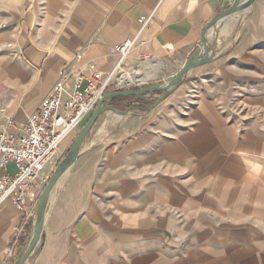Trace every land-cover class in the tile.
<instances>
[{
	"label": "crops",
	"instance_id": "crops-1",
	"mask_svg": "<svg viewBox=\"0 0 264 264\" xmlns=\"http://www.w3.org/2000/svg\"><path fill=\"white\" fill-rule=\"evenodd\" d=\"M35 1L0 0V130L9 133L26 124L65 71H73L66 83L69 88L76 75L83 85L88 80H105L118 60L111 50L133 40L141 18L150 14L152 19L140 36L142 43L125 62L130 74L120 77L124 84L120 78L119 82L126 86L136 81H166L201 46L206 25L235 0H46L45 15L32 8ZM208 38H215V58L189 72L181 86L153 110L127 116L106 111L99 116L75 163L52 190L44 246L26 264H99L95 256L102 250L111 252L114 238L122 234L118 224L113 225L117 221L125 233L138 230V236L150 230L147 234H151L143 236L150 239L143 240L163 243L164 235L170 233L161 229L180 231L174 219L150 221L146 206L153 202L196 213L185 228L198 236L197 244L192 238L188 241V264H229L224 254L233 249L260 264L264 256V164L257 159L264 160V119L240 134L206 97L193 112L194 128L185 129L179 117L170 115L175 111L172 97L191 77L213 70L211 81L223 77L231 82L238 76L236 66L255 62L257 47L264 43V0H254L247 10L227 18L208 32ZM151 94L157 95H145ZM144 97L117 98L109 104L124 110ZM258 102L264 118V101ZM9 172H15L14 165ZM183 172L188 177L181 178ZM181 179L190 183L187 196L180 192ZM135 208L141 214L135 218L138 224L132 220ZM33 210L37 206L28 199L26 211ZM107 216L113 222L109 227L104 224ZM24 218L10 202L0 206V264L14 263L6 249ZM249 219L252 223H245ZM34 223L35 218H30L19 240L20 251L22 245L28 246ZM105 231L113 236L109 244L101 235ZM229 240L245 244L228 247ZM221 243L223 247L215 245ZM154 246L155 251L149 252L147 246L144 254L136 252L139 246L133 247L134 260L147 263L154 256L160 262L155 264H166L164 249ZM166 246L170 252L178 247L174 242Z\"/></svg>",
	"mask_w": 264,
	"mask_h": 264
},
{
	"label": "rangeland",
	"instance_id": "rangeland-1",
	"mask_svg": "<svg viewBox=\"0 0 264 264\" xmlns=\"http://www.w3.org/2000/svg\"><path fill=\"white\" fill-rule=\"evenodd\" d=\"M11 1V0H10ZM71 0H69L70 2ZM32 8H39L42 13L45 15L46 8H47V1L46 0H37L35 1L34 4H32ZM40 20L38 19V22ZM256 51V59L254 63H240L238 66L235 67V69H238L236 72L238 74L237 77L231 79V82H228L225 80V78H216L212 79V73L213 70H209L206 73H200L196 74L194 77H191L186 86L180 91V93L174 95L172 97V107L175 110L173 114L170 115L171 118H177L179 117L181 120V123H183V126L185 129H192L196 125L194 121V115L193 112L196 109L199 101H201L203 98L206 97L207 100L213 101L214 106H216L217 111L221 116H223L227 121L228 125L231 124L236 129L237 131L242 134L245 133L248 129L252 127V124L254 125L255 123H262L263 122V111L261 107L258 105V101H264V43L259 45L257 47ZM232 72V71H231ZM234 73V72H232ZM209 76V77H205ZM199 77V78H198ZM196 78V79H194ZM136 85H127L123 86L120 90H128V89H139L144 87L145 85H148L150 83H144L142 81H136ZM116 82L114 86H116ZM134 84V83H133ZM154 94V93H153ZM151 94L150 96L143 95L145 96L141 101L136 103V106H146V105H151L153 102H155L157 99H159L162 95L159 92L155 93L157 94L156 96L160 95L159 98H156ZM142 96V97H143ZM213 99V100H212ZM132 106V105H130ZM129 106V107H130ZM128 107V108H129ZM127 108V109H128ZM124 110H119V111H126L127 109L123 108ZM92 114V113H91ZM90 117V116H89ZM88 117V118H89ZM87 118V119H88ZM106 118V117H105ZM108 118V117H107ZM111 118L113 119V115H111ZM86 119V121H87ZM115 119V118H114ZM85 121V122H86ZM171 121V120H170ZM84 122V123H85ZM83 123V125H84ZM82 125V126H83ZM81 126V128H82ZM80 128V129H81ZM254 126L252 127V129ZM77 136V135H76ZM76 136L73 137H68L67 142L69 141V144H64V156L67 154L70 146L74 142ZM260 163L264 164V160L262 158L257 159ZM181 178H186L188 177V174L186 172L181 173ZM182 180V179H181ZM180 192H183L184 194H187L191 191L188 189L190 187V183H188L186 180L181 181L180 185ZM171 203H164V205L157 204L156 202L149 203L148 208L149 214H146L147 217L152 221V223L156 224L159 218L161 222L164 221H169V220H175L177 227L179 228V231H171L168 228H163L162 232H169L170 236L165 237V241L161 243V240L159 243L151 242L148 241L150 237H143L147 236V230L145 234H140L136 236L135 233H139L138 230L133 231V232H128L125 233L124 228H121L119 226L120 222H110L111 218L107 216V221H104L105 226L109 227L111 223L113 225L118 224L116 227L117 229H120L122 231L121 235H117L114 240L116 243H111V245H115V248L112 249L111 252L105 251L102 252L98 255L95 256V259L100 262L99 264H155L160 263L157 260H155V257L149 256L147 258V263L139 260H134L135 257H133L134 252L132 251L133 247H138L136 252L138 254H144L146 253L145 251L147 250L146 247L148 246L149 252H153L156 250V246L163 248L165 255H167V258L165 259L166 264H188L190 262V255H188V248H189V239H193V243L197 244L196 239L198 236L196 234H190L189 231H186L185 228H189L191 225V217L195 216L196 213L193 212V214H189L190 211H186L185 208L182 206L178 208H174L171 206ZM136 208L139 207L138 205H134ZM136 208L134 209V214L132 215V220L134 219V223L138 224L140 223L135 222L136 217H141V214H136L137 210ZM112 211V210H111ZM121 215V214H119ZM121 217H125L122 216ZM139 217V218H140ZM124 219V218H122ZM169 219V220H167ZM130 222V221H127ZM251 222L252 220L245 221V223ZM111 232L110 228H106ZM106 230V231H107ZM105 231V232H106ZM112 233V232H111ZM125 233V234H124ZM156 232H154L155 234ZM179 234V235H178ZM182 234H184V237H180ZM104 235L103 238L107 239V243L109 244L108 240H112L113 236H108V232L101 234ZM264 235V234H263ZM142 236L141 239H138V237ZM101 238V239H103ZM144 238H148L147 240H143ZM241 239L246 238L245 235L240 236ZM209 239V238H208ZM104 240V239H103ZM135 243H133V241ZM176 244L177 250L175 252H170V249L166 246L168 242ZM211 241H213L211 239ZM261 241H264V236H261ZM204 243H209L208 240L203 241ZM201 242L200 244L202 245ZM216 243V241H213ZM228 247L234 246L237 243L239 245H244L245 242H237L234 240H229L227 241ZM161 244L163 245L161 247ZM181 244V245H180ZM220 247H223V244H215ZM25 248V247H24ZM92 247H87L86 249H91ZM261 249H264V243L261 245ZM234 250V249H233ZM232 250V251H233ZM23 251V250H22ZM229 252L224 254V259L229 260V264H256V261L253 260V258H247L244 257L243 255H237V253L234 252ZM22 253V252H21ZM169 253V254H168ZM111 257H110V256ZM188 255V256H187ZM173 256H180L182 260H186L183 262L182 260H177ZM230 256V258L228 257ZM99 257V258H98ZM86 260V255L84 256ZM100 259V260H99ZM85 264H93L92 261H85ZM243 262V263H242ZM260 264H264V256H262L261 261H259ZM227 263V262H225ZM97 264V263H96Z\"/></svg>",
	"mask_w": 264,
	"mask_h": 264
},
{
	"label": "built area",
	"instance_id": "built-area-1",
	"mask_svg": "<svg viewBox=\"0 0 264 264\" xmlns=\"http://www.w3.org/2000/svg\"><path fill=\"white\" fill-rule=\"evenodd\" d=\"M152 16L141 18V28L133 40L111 50L118 60L105 80L99 83L88 80L83 85L76 75L73 88H69L66 83L73 71H65L39 109L18 132L0 130V206L10 202L18 212L25 214L24 222L16 228L12 245L6 249L12 259L16 260L24 249L22 245L20 251L19 240L29 219L36 217V210L26 211L27 200L37 206L42 190L63 159L67 138L80 131L107 93L123 87L119 78L130 74L125 62L132 50L142 43L141 33L148 27ZM137 72L133 70L134 74ZM10 165L15 166L14 173L9 172Z\"/></svg>",
	"mask_w": 264,
	"mask_h": 264
},
{
	"label": "water",
	"instance_id": "water-1",
	"mask_svg": "<svg viewBox=\"0 0 264 264\" xmlns=\"http://www.w3.org/2000/svg\"><path fill=\"white\" fill-rule=\"evenodd\" d=\"M254 0H235L233 4L224 12L219 14L211 22H209L204 29V36L202 38V44L196 51L186 60L182 68L175 75L168 78L163 82H155L145 85L139 89H128V90H115L107 93L103 99L100 101L96 109L84 123L80 131L77 133V136L70 146L65 157L58 163L55 171L48 180V183L42 190L40 195L36 217L34 223V230L30 242L27 247H25L19 257L14 261L13 264H26L36 258L45 243L46 235L44 232V224L46 218V212L48 207V202L52 193V190L63 177V175L72 167L75 163L82 144L86 139L87 135L93 129L96 124L99 116L106 111L113 112L120 116H127L132 112H149L157 107L161 102L169 98L182 84L183 79L186 75L191 72L193 69L204 66L210 63L216 56L215 53V38L210 40L208 38V32L212 29H216L218 25H221L227 18L232 15L238 14L247 10ZM152 92L162 93V96L153 102L149 106H130L126 111H119L116 108L115 104H109L113 99L117 98H128V97H137L140 98L145 94Z\"/></svg>",
	"mask_w": 264,
	"mask_h": 264
},
{
	"label": "bare ground",
	"instance_id": "bare-ground-1",
	"mask_svg": "<svg viewBox=\"0 0 264 264\" xmlns=\"http://www.w3.org/2000/svg\"><path fill=\"white\" fill-rule=\"evenodd\" d=\"M225 25V24H224ZM215 29H212V31H214ZM210 37V36H209ZM123 78H120V82H121V84H124V82H123V80H122ZM120 116V115H119Z\"/></svg>",
	"mask_w": 264,
	"mask_h": 264
},
{
	"label": "trees",
	"instance_id": "trees-1",
	"mask_svg": "<svg viewBox=\"0 0 264 264\" xmlns=\"http://www.w3.org/2000/svg\"><path fill=\"white\" fill-rule=\"evenodd\" d=\"M74 138V137H73Z\"/></svg>",
	"mask_w": 264,
	"mask_h": 264
}]
</instances>
